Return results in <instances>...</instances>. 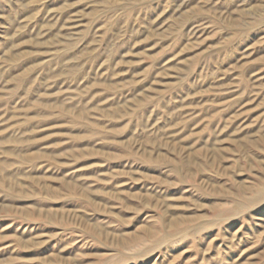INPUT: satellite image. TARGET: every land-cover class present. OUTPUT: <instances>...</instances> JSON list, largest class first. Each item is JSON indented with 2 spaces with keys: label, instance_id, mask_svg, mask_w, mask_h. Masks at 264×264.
<instances>
[{
  "label": "rangeland",
  "instance_id": "obj_1",
  "mask_svg": "<svg viewBox=\"0 0 264 264\" xmlns=\"http://www.w3.org/2000/svg\"><path fill=\"white\" fill-rule=\"evenodd\" d=\"M0 264H264V0H0Z\"/></svg>",
  "mask_w": 264,
  "mask_h": 264
}]
</instances>
